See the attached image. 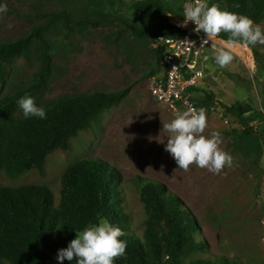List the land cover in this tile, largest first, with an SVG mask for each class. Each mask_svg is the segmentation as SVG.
<instances>
[{
  "label": "trees",
  "instance_id": "obj_1",
  "mask_svg": "<svg viewBox=\"0 0 264 264\" xmlns=\"http://www.w3.org/2000/svg\"><path fill=\"white\" fill-rule=\"evenodd\" d=\"M82 15L67 10L42 12L44 20L33 24L18 38L0 39V174L17 180L26 171L44 173L45 162L56 151L67 152L71 141L99 121L104 112L117 104L129 86L117 91L69 93L39 105L47 118L25 119L17 101L28 95L37 97L52 73L56 45L48 37L49 28L69 33L85 31L120 19L125 29L138 39L150 34H172L166 13L158 0H135L130 15H147L152 25L137 27L120 12L123 0H74ZM221 10L247 16L264 23V0H208ZM181 14L182 10L174 12ZM126 15V14H125ZM121 16V17H120ZM126 18H128L126 16ZM223 39H229L221 32ZM161 61L162 53L154 49ZM36 61L28 80L14 89L6 85L13 66ZM157 71H152L154 74ZM7 89V90H6ZM196 89V88H195ZM212 94L196 99V107L209 106ZM240 125L234 139L245 154L258 157L264 150V104L234 103L224 106ZM59 194L46 185L0 183V264H53L49 254L66 248L76 232L89 224L107 219L124 232L125 254L115 264H237L208 251L206 241L189 209L169 193L165 186L138 177L135 192L129 194L120 184L119 173L97 157L80 158L67 164L60 176ZM60 229V230H57ZM65 259L67 264H76Z\"/></svg>",
  "mask_w": 264,
  "mask_h": 264
},
{
  "label": "rangeland",
  "instance_id": "obj_2",
  "mask_svg": "<svg viewBox=\"0 0 264 264\" xmlns=\"http://www.w3.org/2000/svg\"><path fill=\"white\" fill-rule=\"evenodd\" d=\"M132 1L135 0H123L120 4L121 14H126L120 16L122 19L135 21L140 28L156 22L147 15L128 14ZM158 1L162 10L171 14L182 10L185 2ZM4 2L8 12L0 15L1 40L27 33L33 24L44 20L42 12L67 10L76 17L85 13L74 0ZM254 24L264 29V23ZM49 29L48 37L57 50L47 88L34 98L38 106L69 93L111 92L127 86L129 91L99 121L74 138L67 152L52 153L42 175L26 171L17 180H8L0 174V183L46 185L58 196L64 167L80 158L97 157L119 173L120 184L129 194L135 192L138 177L162 183L194 216L209 252L237 264H264V150L258 157L245 154L232 134L240 125L224 110L225 105L234 103L262 109L264 45L249 46L241 42L233 61L224 68L215 64L214 49L208 51L207 68L194 97L199 99L205 92L212 94L210 105L199 108L204 109L207 120L202 135L211 138L213 132H220L219 147L233 157V164L225 166L217 175L195 164L187 171L179 169L165 151L169 134L163 124L174 119L176 113L156 101L149 91L150 78L161 72L152 38L134 37L120 19L107 25L90 26L83 32L66 33L58 26ZM35 65L34 58L17 62L8 78L7 89L24 84ZM76 235L77 232L73 239ZM56 257L57 254H49L50 262L59 264ZM63 264L67 262L64 260Z\"/></svg>",
  "mask_w": 264,
  "mask_h": 264
},
{
  "label": "clouds",
  "instance_id": "obj_3",
  "mask_svg": "<svg viewBox=\"0 0 264 264\" xmlns=\"http://www.w3.org/2000/svg\"><path fill=\"white\" fill-rule=\"evenodd\" d=\"M7 12V3L0 0V15ZM182 17L184 19L178 26L186 27L192 22L195 33L205 34L204 45L212 43L221 32L228 34L229 39L214 49V62L220 68L233 61L235 49L241 42L249 46L264 45V29L260 25L254 24L247 16L221 10L215 4L209 6L208 0H186ZM17 104L25 119L47 118L46 109L38 106L31 96L19 98ZM206 127L202 108L178 111L174 119L163 124V129L169 134L165 151L179 169L187 171L190 165L195 164L219 175L225 166L233 164V157L219 147L220 132H213L211 138L205 137L202 133ZM123 235L122 229L107 219L99 224H89L77 232L76 238L66 248L58 250L56 259L59 264H63L65 259L71 262L74 257L76 264H115V259L125 254L127 242L120 239Z\"/></svg>",
  "mask_w": 264,
  "mask_h": 264
},
{
  "label": "built area",
  "instance_id": "obj_4",
  "mask_svg": "<svg viewBox=\"0 0 264 264\" xmlns=\"http://www.w3.org/2000/svg\"><path fill=\"white\" fill-rule=\"evenodd\" d=\"M186 3V0L184 4ZM183 4V9H184ZM181 14L166 13V21L172 34H154V48L161 51V72L149 81L152 97L172 109L175 113L196 108L195 88L202 81L208 62V51L222 46L220 34L212 43L203 44L205 34L193 31L195 25H178L183 21ZM262 247L264 251V221L262 223Z\"/></svg>",
  "mask_w": 264,
  "mask_h": 264
},
{
  "label": "water",
  "instance_id": "obj_5",
  "mask_svg": "<svg viewBox=\"0 0 264 264\" xmlns=\"http://www.w3.org/2000/svg\"><path fill=\"white\" fill-rule=\"evenodd\" d=\"M150 37H151V38H153V37H154V34H153V33H151V34H150Z\"/></svg>",
  "mask_w": 264,
  "mask_h": 264
}]
</instances>
